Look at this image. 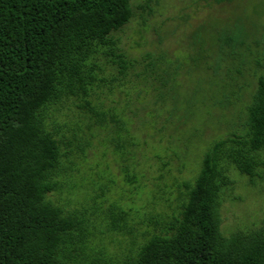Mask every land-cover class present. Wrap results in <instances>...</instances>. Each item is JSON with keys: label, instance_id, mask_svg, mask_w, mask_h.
Here are the masks:
<instances>
[{"label": "trees", "instance_id": "1", "mask_svg": "<svg viewBox=\"0 0 264 264\" xmlns=\"http://www.w3.org/2000/svg\"><path fill=\"white\" fill-rule=\"evenodd\" d=\"M133 16L130 0H0V264H264V228L225 236L219 215L221 195L234 185L231 172L250 187L264 181V74L256 79L241 134L210 145L193 182L184 184L177 211L153 223L134 257L109 263L101 252L89 256L88 220L57 201L70 182L74 149L84 153L73 141L80 130L66 138L58 123L65 104L79 102L88 130L112 123L116 133L123 131L118 116L90 99L102 60L122 78L135 69L113 38ZM243 38L235 26L212 40L217 67L236 55ZM237 57L243 65L246 56ZM125 143L117 140L119 153ZM128 217L111 207L109 232L131 233Z\"/></svg>", "mask_w": 264, "mask_h": 264}, {"label": "rangeland", "instance_id": "2", "mask_svg": "<svg viewBox=\"0 0 264 264\" xmlns=\"http://www.w3.org/2000/svg\"><path fill=\"white\" fill-rule=\"evenodd\" d=\"M130 3L134 16L113 38L135 69L122 78L107 65L108 58L102 60L99 89L90 99L118 116L123 131L116 133L112 123L88 130L90 122L75 100L65 104L58 119L66 138L80 130L73 141L84 153L74 149L70 182L57 201L85 216L88 255L101 252L109 263L134 257L153 223H164L177 211L184 184L193 182L213 142L241 134L256 79L264 74V0ZM235 26L243 30L244 43L217 67L218 43L212 40ZM239 54L246 56L243 65ZM118 139L126 142L122 153L115 147ZM231 180L233 187L220 200L221 232L264 228V181L250 187L235 172ZM111 207L128 213L131 233L109 232Z\"/></svg>", "mask_w": 264, "mask_h": 264}]
</instances>
